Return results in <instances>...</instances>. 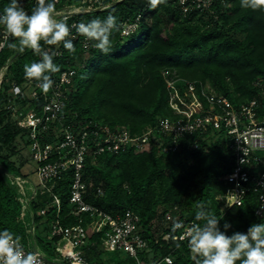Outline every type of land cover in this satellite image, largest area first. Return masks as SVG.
Segmentation results:
<instances>
[{
  "label": "trees",
  "instance_id": "obj_1",
  "mask_svg": "<svg viewBox=\"0 0 264 264\" xmlns=\"http://www.w3.org/2000/svg\"><path fill=\"white\" fill-rule=\"evenodd\" d=\"M67 2L91 8L63 19L69 25L65 39L73 42L74 50L64 48L62 41L54 45L40 42V51H47L58 65V71L49 74L52 80L63 71L73 72L70 82L61 87L66 94L62 116L69 124L95 128L102 138L104 126L113 130L124 128L131 137L152 130L143 149L129 142L119 150L104 144L105 150L98 151L94 141H89L84 158L88 186L85 199L112 215L127 210L137 213L152 258H161L165 264L166 255L173 257L172 264H197L200 258L190 252L188 242L174 236L156 241L158 229L153 228V222L161 219L163 211L173 208L181 219L202 224L204 221L195 219L196 213L206 210L221 219L222 230L225 222L231 223L229 235L246 232L251 224L264 220L255 213L259 204L256 193H250L240 206H228L222 198L228 186L224 176L235 165L231 138L225 130L211 127L204 132H185L174 143L172 134L160 126L163 117L172 121L187 117L173 108V100L184 110L198 97L207 108L203 90L226 96L236 108L254 97L260 98L261 90L255 83L261 80L264 85V8L245 9L240 0H216L214 13L193 9L184 12L173 0H163L155 9H149L147 0H62L56 4V10ZM7 3L9 0H0V10ZM35 4L36 0H20V6L28 12ZM109 14L117 18L118 27L111 34L108 53L95 48L94 42L77 28H70L74 22L103 19ZM133 22L138 23L137 27L124 33L126 25ZM72 30L76 37L71 36ZM14 42L17 41L10 35L0 52V69L8 64L0 86V229H9L28 246L33 239L38 244L39 218L46 216L50 224L60 219L65 225L77 220L69 214L70 173L54 186L53 192L61 200L60 211L52 205L50 194L38 193L29 207L34 225L22 218L21 194L10 174L25 177L24 164L17 165L12 155L17 152V137L28 149L29 140L8 106L13 84H21L24 93L33 91L34 82L30 80H37L26 78L23 69L25 64L41 57L33 49L11 47ZM177 79L186 82L180 93L169 86L170 80ZM207 82L218 92L204 88ZM190 84H194L193 90L188 89ZM52 92L50 87L47 93ZM25 97L20 98L21 105L30 104L37 110L46 101L44 97ZM260 102L258 114L263 119L264 100L260 98ZM48 135L47 140H58L64 136V130L60 129L55 137L52 132ZM164 147L170 150L164 151ZM99 187L102 193L98 192ZM46 206L47 212L41 214L40 209ZM53 238L61 239L55 235ZM90 240L93 247L103 248L101 233L94 232ZM114 263L121 262H98Z\"/></svg>",
  "mask_w": 264,
  "mask_h": 264
},
{
  "label": "built area",
  "instance_id": "obj_2",
  "mask_svg": "<svg viewBox=\"0 0 264 264\" xmlns=\"http://www.w3.org/2000/svg\"><path fill=\"white\" fill-rule=\"evenodd\" d=\"M184 8V12L189 9L207 11L214 13L213 3L216 0H173ZM62 0H56L60 4ZM91 8L76 6L65 3L56 10L57 19H66L82 11H89ZM78 23L71 24V29H76ZM138 23L127 24L124 33H129L137 27ZM71 32L72 37H76L75 32ZM10 37L4 28H0V52L5 48L7 39ZM88 43V40H84ZM8 64L0 69V86ZM73 72L63 71L58 79L53 80L52 93L42 90L40 83L33 79L34 89L31 93H24L23 87L19 83L13 84L11 101L9 108L12 111V118L17 125L26 130V136L29 140V154L35 162L39 184H35L21 175H11L12 183L18 187L20 201L22 202V212L30 207V201L38 193H48L51 195L52 205L57 206L58 211L61 208V200L53 192L54 186L62 180L65 175L70 173L71 182L69 187V201L72 206L70 215L76 218L72 225H65L60 219H55L51 223L52 235L60 236L66 239L71 247L64 248L56 245V251L64 254L70 264H94L86 254L77 249L84 241L90 240L88 228L94 232L101 233L102 247L105 251L121 249L135 257L138 264H146L145 260L139 257V251H149V241L143 234L140 216L132 210H127L123 214L112 215L109 212L95 206L85 199L87 191V182L84 175V158L88 150V143L92 139L94 148L98 151L105 150L104 144H109L108 148L119 150L127 143H132L137 149H143L149 142L151 131L145 132L142 136L131 137L124 128L113 130L104 126L105 137L98 135L95 128L76 123L69 124L66 118L62 116L66 94L62 92L63 83H69ZM171 82H175L171 81ZM172 83V84H173ZM169 81V86H172ZM260 88V98L264 100V85L259 80L255 83ZM189 90L194 89V84H190ZM208 103L204 108L201 100L194 97L189 103L187 109H181L179 102L173 100L172 106L187 116L177 120L163 117L160 121L161 130L172 134L174 143L178 137L183 136L185 132H204L213 127L215 130H225L231 138V150L235 158L233 169L224 176L228 185L223 200L228 206L243 205L250 193H256L259 204L255 213L264 217V115L263 119L259 117L260 98L254 97L236 108L231 101L224 95L203 90L202 93ZM26 96L27 100L44 97L46 101L40 110L36 107L21 105L20 98ZM19 100V101H18ZM64 130V136L58 140L49 141L48 134L57 136V132ZM177 144L173 147L176 149ZM164 151L170 150L164 147ZM29 185V198L24 199L25 183ZM98 192L102 193L101 187ZM36 195V196H35ZM53 195V196H52ZM48 206L40 209L41 214H45ZM176 209L170 208L161 213L160 225L156 234V241L162 238L175 237L179 241L188 242L187 230L196 223L193 220L181 219L175 212ZM179 225V227H177ZM156 229V230H157ZM34 231V228L32 229ZM27 245L21 243L26 251L35 252L38 256V264H50L45 253L40 251L36 241L33 239ZM171 255L164 256L163 259L168 264H172ZM122 264V263H114ZM153 264H159L153 262Z\"/></svg>",
  "mask_w": 264,
  "mask_h": 264
},
{
  "label": "clouds",
  "instance_id": "obj_3",
  "mask_svg": "<svg viewBox=\"0 0 264 264\" xmlns=\"http://www.w3.org/2000/svg\"><path fill=\"white\" fill-rule=\"evenodd\" d=\"M162 2L147 0L149 9H155ZM240 6L256 10L264 8V0H240ZM0 26L17 41L11 47L29 48L40 54L39 60L25 64L23 70L26 78H35L47 92L53 84L49 74L58 71V65L47 51H40V42L54 45L62 41L64 48L74 50L73 42L65 39L69 25L56 17V0H36L30 12L20 6V0H9L0 10ZM117 27V18L112 14L76 26L103 53L110 51L111 34ZM195 219L204 221L193 223L187 230L188 248L200 258L197 264H264V220L251 224L246 232L229 235L231 223L225 222L222 230L221 219L206 210L198 211ZM38 259L35 252L25 250L18 235L7 228L0 229V264H38Z\"/></svg>",
  "mask_w": 264,
  "mask_h": 264
},
{
  "label": "rangeland",
  "instance_id": "obj_4",
  "mask_svg": "<svg viewBox=\"0 0 264 264\" xmlns=\"http://www.w3.org/2000/svg\"><path fill=\"white\" fill-rule=\"evenodd\" d=\"M65 5V3L63 4ZM91 10V9H90ZM81 12H84L81 10ZM80 12V13H81ZM72 36V35H71ZM87 56L89 54H86ZM177 82V83H175ZM175 82L170 83L173 85V87H176V93H180L181 87H184V84L186 83L183 79H177ZM204 88H208L212 91L218 92L215 87L211 85L210 82H207L204 86ZM180 95V94H179ZM181 96H179L180 98ZM177 112H181L180 108L176 109ZM183 112V111H182ZM16 153L12 155V159L14 160L17 165L19 164H24L22 168V172L24 173V178L35 183L39 184L40 178L38 175L37 167L35 162L31 159L30 154H29V149L22 143V138L19 136L16 138ZM15 147V146H14ZM60 184L61 181H58ZM28 184L27 182L25 183V193L23 194L24 199L29 198L28 195ZM36 196V195H35ZM163 211V210H162ZM23 214V213H21ZM24 216V217H23ZM34 215H31L30 209H26V212L22 215V218L26 223L29 225L33 226V220H34ZM160 225V219H156L153 222V228L156 230L159 228ZM37 235H38V246L40 248V251L45 253L47 256V259L50 261V264H70L68 260H66L64 254H59L56 251V245L63 246L64 248L71 247V244L66 240V239H58L55 240L54 238L52 239V230H51V224L48 222V218L46 216L42 217L41 219H38L37 222ZM88 233H90V236L94 234L93 229L90 227L88 228ZM98 241V239H96ZM93 244L91 243V240H86L84 241L81 245L77 246V249L82 250L86 256L90 257V261L93 262L94 264H98V262L104 260L105 262H117L120 261L123 264H138L137 260L135 257L131 256L128 252L125 250L121 249H114V250H109V251H104L103 248L99 247L96 245V247L92 246ZM153 254L151 251L144 252V250L139 251V257L142 260L146 261V264H153V262H158L159 264H165L161 258L160 259H153L152 258ZM173 260V258H172Z\"/></svg>",
  "mask_w": 264,
  "mask_h": 264
},
{
  "label": "water",
  "instance_id": "obj_5",
  "mask_svg": "<svg viewBox=\"0 0 264 264\" xmlns=\"http://www.w3.org/2000/svg\"><path fill=\"white\" fill-rule=\"evenodd\" d=\"M80 13V12H79Z\"/></svg>",
  "mask_w": 264,
  "mask_h": 264
}]
</instances>
